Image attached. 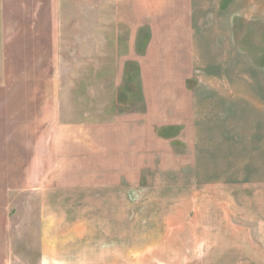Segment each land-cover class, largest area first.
<instances>
[{"label": "rangeland", "instance_id": "374dc122", "mask_svg": "<svg viewBox=\"0 0 264 264\" xmlns=\"http://www.w3.org/2000/svg\"><path fill=\"white\" fill-rule=\"evenodd\" d=\"M141 1L56 0V26L68 63L78 62L84 49H95L100 43L106 48L112 33H122L129 13L136 9L134 6L142 5ZM36 2L25 0V18L41 5ZM228 4L229 0H224L222 8ZM15 6V0H0V28L5 9L12 16ZM246 14L231 19L233 38L224 45L225 50L200 51L199 64L193 67L187 83L119 84L121 116L140 118L164 113L169 115L167 122L175 120V111L179 113L174 94L204 90L200 108L205 111L196 142L189 115L184 137L190 142H162L157 147L150 142L145 176L138 178L137 170L135 179L121 177L116 187L50 196L54 206L50 205L48 212L55 224L49 235L61 237L65 233L69 241L56 243L46 258L39 220L41 198L32 193L15 195L10 211L11 264H264V17L256 19ZM137 46L143 47L140 43ZM234 74L242 76L243 82L212 79ZM135 78H139L138 73ZM5 87L0 83V126L8 122L9 128L10 121L17 117L16 100L4 98ZM64 89L65 101L75 105L70 103L75 101L72 92L78 96L95 93L97 87L67 82ZM243 89L247 96L241 98L223 93ZM98 90L104 92L105 103L111 102V83H103ZM185 101L184 108L190 113V98ZM236 110L238 129L219 130L220 123L214 121L231 112L236 114ZM65 117L72 115L66 113ZM86 118L105 121L110 114H89ZM11 133L0 130V140L10 139ZM139 155L144 158L143 149H137ZM172 166L177 169L171 170ZM65 201L72 202L63 210L61 202ZM73 224H81V229L72 232Z\"/></svg>", "mask_w": 264, "mask_h": 264}, {"label": "crops", "instance_id": "0c3cea01", "mask_svg": "<svg viewBox=\"0 0 264 264\" xmlns=\"http://www.w3.org/2000/svg\"><path fill=\"white\" fill-rule=\"evenodd\" d=\"M223 1L143 0L142 5L134 6L136 9L129 13L122 33L120 30L112 33L106 48L100 47L103 45L100 43L95 49H84L74 64L65 58L57 31L56 0H37L41 5L26 18L25 0H15L12 16L5 9L4 25L0 28V83L6 84L4 98L16 100L17 117L14 122L10 121L9 128L8 122L0 126L1 131H12L10 139L0 140V264H11L10 211L15 195L32 193L41 198L39 220L43 258H46L50 249L55 250L56 243L69 241L65 233L61 237L49 235L55 224L48 212L54 206L53 201L50 204V196L116 187L121 177L135 179L137 170L138 178L145 176L150 142H155V147L162 142H190L184 137V124L189 115L196 142L205 111L200 108L204 90L196 94L189 91L174 94L179 101L176 104L179 113L175 111V120L167 122L169 115L164 113L154 117L151 113L140 118L128 114L127 118L122 117L119 84L137 81L183 84L199 64L200 51L225 50L224 45L231 43L234 16L239 19L246 12L256 19L264 17V0L250 4L247 0H229L226 9L222 8ZM248 8L255 9L248 12ZM97 40L103 41V38ZM139 43L142 48L137 46ZM75 67L79 68L76 72L72 69ZM133 67L137 68L139 78H135L137 73ZM241 77L215 75L212 79L243 82ZM67 82L96 84L97 90L79 96L72 92L71 98L75 100L70 102L75 103L72 105L65 101ZM103 83L113 85L108 95L114 103L112 100L105 103L104 92L98 90L103 88ZM244 90L223 93L241 98L247 96ZM188 97L190 113L184 108ZM77 107L81 110H72ZM5 110L8 115V105ZM66 113L72 117H65ZM89 114H110V118L94 121L86 118ZM237 114L238 110L214 123H220L219 130H237L234 117ZM169 131L175 132L166 135ZM137 149H143V159L142 155L137 157ZM172 156L177 161V156ZM137 163L139 166L135 168ZM71 202H61L63 210ZM75 202L80 207V202ZM76 229L80 230L81 224L74 225L72 232Z\"/></svg>", "mask_w": 264, "mask_h": 264}]
</instances>
